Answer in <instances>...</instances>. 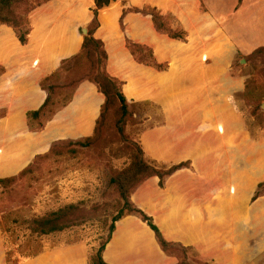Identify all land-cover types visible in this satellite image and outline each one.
Wrapping results in <instances>:
<instances>
[{"label": "rangeland", "instance_id": "obj_1", "mask_svg": "<svg viewBox=\"0 0 264 264\" xmlns=\"http://www.w3.org/2000/svg\"><path fill=\"white\" fill-rule=\"evenodd\" d=\"M44 1H23L13 17L26 19L27 12ZM22 23L17 32L24 29ZM160 24L164 34L184 44L179 49H192L196 54H174L173 47L165 49L167 54H153L149 47H138L132 54L134 61L147 67L149 75L128 71V75H120L123 80L115 78L127 100L123 118L112 100L87 144L70 146L69 142L81 140H54L50 153L35 155L21 170L0 171V179L13 177L0 183L2 263L93 264L115 218L122 214V218L134 216L141 221L137 215H126L112 183L113 176L131 164V144H135L141 147L145 161L161 174L173 165L185 164L161 182L158 176H151L131 190L137 207L148 215L149 209L154 212L149 216L164 239L183 246H171L164 252L155 235L157 249L139 233L146 264L158 258V252L172 259L163 264H264V249L253 250L248 245L252 234L244 235L241 226L247 222L242 217L244 209L264 208V194L255 196L257 186L250 197H242L250 182L249 169L257 166V159L264 163V46L250 52L238 49L220 19L213 22L211 32L204 27L189 32L173 28L164 17ZM252 25L264 37L262 17ZM258 50L263 51L254 55ZM71 68L69 61L61 65L59 84ZM195 80L196 88L189 87ZM125 84L135 88H130L129 95L138 99L127 98ZM72 93L63 89L48 112L38 119L27 117L22 136L40 132L52 118L50 112L64 106ZM16 143L18 152L21 145ZM2 150L0 146V153ZM156 154L158 158H153ZM160 196L169 199L161 202ZM191 204L196 206L194 214L184 209ZM68 206L75 207L71 226L50 234L33 231L34 219ZM189 223L196 227L192 230ZM172 229L181 234L176 238L186 237V242L193 243L168 240L166 234ZM243 243H247L244 248ZM102 255L105 260L104 252ZM139 261L130 259L131 264Z\"/></svg>", "mask_w": 264, "mask_h": 264}, {"label": "crops", "instance_id": "obj_2", "mask_svg": "<svg viewBox=\"0 0 264 264\" xmlns=\"http://www.w3.org/2000/svg\"><path fill=\"white\" fill-rule=\"evenodd\" d=\"M93 7L94 0H48L36 5L26 15L28 34L24 43L20 42L11 26L0 24V109L3 111L0 114V146L3 148L0 171L21 170L35 155L47 152L54 140H77L93 134L105 97L96 85L84 81L40 132L22 136L25 134L27 113L39 109L47 96L40 81L54 72L62 60L80 52L83 29L93 18ZM134 8L155 10L166 18L171 27L184 28L187 32L198 27L211 32L213 22L220 19L238 49L250 52L264 46V37L257 35L252 25L257 18L262 17L264 21V0H213L210 5L207 0H115L98 11L99 27L94 37L104 44L108 74L119 80H123L120 75L126 76L128 71L131 74L138 72L145 77L149 75L147 67L134 61L127 47L128 40L149 47L153 54H167L165 49L169 47L174 48V54H196L192 49H179L184 44L157 31L151 15L135 12ZM176 70L173 68L174 72ZM193 83H189V87L196 88V80ZM124 87L129 100L138 99L129 95L131 89H135L133 86L125 84ZM137 93L142 92L138 89ZM18 134L21 135L20 139ZM18 141L21 148L16 152L14 149ZM157 155L153 158H158ZM248 172L246 176L250 182L245 184L244 200L264 180V163L261 165L257 159V166L253 165ZM173 198L178 199L176 196ZM157 199L164 202L169 196ZM184 209L193 214L196 212L193 204ZM148 213L154 214L151 209ZM242 217L247 221L241 224L244 228L242 233L252 234V243L248 245L253 250L264 249V237L263 240L260 238L264 236V208L244 209ZM189 226L193 230L196 224L189 223ZM139 233L146 235L157 249L154 233L148 225L134 216H127L115 224L104 250L105 261L108 264H131L130 259L135 257L140 260L139 264H146L143 260L146 250L144 242L138 237ZM178 234L180 232L172 229L166 238L190 245L193 243L186 242V237L176 238ZM192 235L193 231L190 232ZM246 245L243 243L242 248ZM108 250H111L109 256ZM164 260L172 262L171 258L164 254L161 257L158 252V258H152L147 264H163ZM0 264L4 263L0 261Z\"/></svg>", "mask_w": 264, "mask_h": 264}, {"label": "trees", "instance_id": "obj_3", "mask_svg": "<svg viewBox=\"0 0 264 264\" xmlns=\"http://www.w3.org/2000/svg\"><path fill=\"white\" fill-rule=\"evenodd\" d=\"M23 1L25 0H0V24H6L8 26H11L15 30L21 43L26 42L28 29L27 27H25L26 26L25 19L15 18L13 17V14H14V9H16L19 5H21ZM112 1L115 0H94V7L92 9L93 18L86 25L87 32L86 34L83 35V42L80 52H78L76 55L68 59L62 60L60 66L54 72H52L50 75H48L47 77H45L40 81V86L42 87L43 90L46 91L47 96L44 103L39 109L34 111H29L27 113L28 118L30 119L40 118L41 115L48 112L47 110L48 107L55 103L53 99L55 96H57V94H60L63 89L70 90L72 93L78 87V85L84 81H89L94 85H96L98 91H100L105 97L104 102L100 108L99 116L95 123L93 135L96 133L99 124L102 122L103 115L107 105L112 100L117 102L120 108L121 118H123L127 114V100L121 91V84L115 78L111 77L106 70V62L108 56L104 48V44L101 40L96 39L94 37V32L99 27L98 11L101 8L108 6ZM41 3H38L36 5H39ZM35 6H33L32 8H34ZM133 11L145 15H151L156 30L162 33L164 32L160 24V19L161 18L163 19V17L158 12H156L155 10L138 9V8H134ZM22 21H24V23H22L20 28H22V26L24 25V29H22V31L20 32H17L16 30H18V27ZM171 37L177 39L180 38V36L174 34H172ZM127 47L130 49L132 54H135L136 53L135 49L141 46L132 43L131 41L128 40ZM261 51L263 50H258L257 52H254V55L260 53ZM67 61L70 62L72 68L67 73V75L63 77V79L65 80L64 83L59 84V82L56 80L60 77L58 74L61 69V65ZM55 112L56 109H53L50 112V114L53 115ZM91 139L92 136L81 138L79 140H81L82 142L73 141V144L69 142L68 145L82 146L87 144ZM131 145L133 147L132 150L133 156H132L131 164L124 170L117 172L112 178V183L114 184L117 192L119 193L121 199L123 200V208L125 210L126 215H137L141 219V221L145 222L148 225V227L153 231L155 238L158 244L160 245L162 251L168 252L171 246L183 247L180 243L168 242L164 239L161 231L155 225L151 216L146 214L142 209H140L133 203V201L131 200L130 193L131 190H133L136 187V185H138L142 180L148 177L158 176L161 182V179L165 175L169 176L175 173L177 170L184 168L185 166L184 162L173 165L169 170L165 172V174H161L156 169L152 168L145 161L141 147L135 144H131ZM51 150L52 147L47 152L50 153ZM47 152L45 153L48 154ZM28 167L25 168L20 173V175H23L28 169ZM12 179L13 177L2 178L0 179V183L8 182L9 180ZM261 193L264 194V182H261L257 185V191L255 196L258 197ZM74 208H75L74 206H68L56 212H52L44 217L34 219L33 231L39 234H50L68 228L74 223L75 216H74V212H72V209ZM123 216L124 215L121 214L120 216L114 219L113 224L109 227V232L106 240L102 243V245L100 246V248L96 253V256L94 257L93 264H108L103 259L102 254L112 236V232L115 229V222L120 220Z\"/></svg>", "mask_w": 264, "mask_h": 264}, {"label": "water", "instance_id": "obj_4", "mask_svg": "<svg viewBox=\"0 0 264 264\" xmlns=\"http://www.w3.org/2000/svg\"><path fill=\"white\" fill-rule=\"evenodd\" d=\"M86 32H87V30L84 28V29H83V33L86 34Z\"/></svg>", "mask_w": 264, "mask_h": 264}]
</instances>
